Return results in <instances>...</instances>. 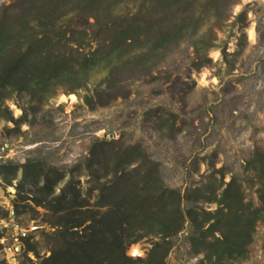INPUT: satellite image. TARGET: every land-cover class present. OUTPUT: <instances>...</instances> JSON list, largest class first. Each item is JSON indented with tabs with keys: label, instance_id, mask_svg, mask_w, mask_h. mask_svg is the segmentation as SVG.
Returning a JSON list of instances; mask_svg holds the SVG:
<instances>
[{
	"label": "trees",
	"instance_id": "1",
	"mask_svg": "<svg viewBox=\"0 0 264 264\" xmlns=\"http://www.w3.org/2000/svg\"><path fill=\"white\" fill-rule=\"evenodd\" d=\"M221 3L15 0L2 6L0 106L13 93L38 102L61 90L74 94L98 69L106 71L102 83L110 85L124 73L149 74L171 50L193 41ZM198 44H192L197 56ZM91 102L84 98L85 105ZM5 170L12 180L21 172L18 195L32 184L39 196L35 205L47 212L43 223L53 230L39 231L44 243L33 241L38 231L22 239L20 264H166L172 239L186 224L190 252L202 256L200 264H242L264 221V150L258 148L243 167L244 179L232 175L224 183L213 172L183 193L163 184L159 165L140 147L119 148L109 139H93L87 156L68 171L34 161H8L0 165V176ZM244 181L256 188V205L247 200ZM151 238L157 241L145 258L126 255L130 246ZM42 244L47 257L36 250Z\"/></svg>",
	"mask_w": 264,
	"mask_h": 264
},
{
	"label": "rangeland",
	"instance_id": "2",
	"mask_svg": "<svg viewBox=\"0 0 264 264\" xmlns=\"http://www.w3.org/2000/svg\"><path fill=\"white\" fill-rule=\"evenodd\" d=\"M14 1L0 0V9ZM220 7L193 41L175 47L149 74L124 73L110 85L102 83L107 73L98 69L86 88L74 94L61 90L43 102L13 93L0 106V165L34 161L68 171L97 138L113 140L119 148L140 147L159 165L163 184L182 193L213 172H220L217 178L224 183L232 175L244 179L251 152L264 150V0H222ZM198 39L199 56L192 46ZM70 96L74 103L60 101ZM85 97L92 99L90 106ZM8 175L5 170L0 176V222L13 221L26 237L38 231L33 241L44 243L39 231L53 230L43 223L47 212L35 205L36 189L29 183L18 195L21 172L15 180ZM80 185L88 187L83 180ZM243 187L256 205V188L246 181ZM189 234L186 224L172 239L166 264H200L202 256L190 252ZM22 239L0 226V261L20 264ZM155 241L144 239L126 255L143 259ZM263 245L264 221L257 224L242 264H264ZM134 247L140 256L132 255ZM36 250L39 257L49 256L44 244ZM28 257L39 262L33 253Z\"/></svg>",
	"mask_w": 264,
	"mask_h": 264
},
{
	"label": "built area",
	"instance_id": "3",
	"mask_svg": "<svg viewBox=\"0 0 264 264\" xmlns=\"http://www.w3.org/2000/svg\"><path fill=\"white\" fill-rule=\"evenodd\" d=\"M0 226H2L4 229L11 228L12 231L16 233L20 238L26 237L27 232L19 228L18 225H16L13 221H10L9 224L8 223L4 224L0 222Z\"/></svg>",
	"mask_w": 264,
	"mask_h": 264
},
{
	"label": "bare ground",
	"instance_id": "4",
	"mask_svg": "<svg viewBox=\"0 0 264 264\" xmlns=\"http://www.w3.org/2000/svg\"><path fill=\"white\" fill-rule=\"evenodd\" d=\"M243 2H247V1H249V0H242ZM249 37L252 39L253 38V30H250L249 31ZM62 103H65L66 101H71V103H74V101H75V98L73 97V96H70L69 97V99H67V98H61V100H60ZM137 252V253H139V254H137V255H133V256H135V257H137V256H140V252L138 251V249L136 248V247H134V248H132V250H131V253H133V252Z\"/></svg>",
	"mask_w": 264,
	"mask_h": 264
},
{
	"label": "snow or ice",
	"instance_id": "5",
	"mask_svg": "<svg viewBox=\"0 0 264 264\" xmlns=\"http://www.w3.org/2000/svg\"><path fill=\"white\" fill-rule=\"evenodd\" d=\"M132 254H133V255H137V254H139V253H137V252L134 251Z\"/></svg>",
	"mask_w": 264,
	"mask_h": 264
},
{
	"label": "water",
	"instance_id": "6",
	"mask_svg": "<svg viewBox=\"0 0 264 264\" xmlns=\"http://www.w3.org/2000/svg\"><path fill=\"white\" fill-rule=\"evenodd\" d=\"M20 251V250H19Z\"/></svg>",
	"mask_w": 264,
	"mask_h": 264
}]
</instances>
